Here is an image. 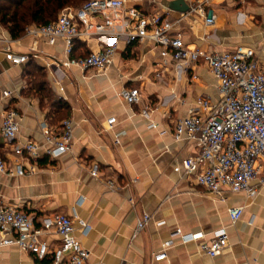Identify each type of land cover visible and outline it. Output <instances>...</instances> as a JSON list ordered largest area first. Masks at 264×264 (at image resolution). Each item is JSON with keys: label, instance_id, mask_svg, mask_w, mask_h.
Returning a JSON list of instances; mask_svg holds the SVG:
<instances>
[{"label": "crops", "instance_id": "0c3cea01", "mask_svg": "<svg viewBox=\"0 0 264 264\" xmlns=\"http://www.w3.org/2000/svg\"><path fill=\"white\" fill-rule=\"evenodd\" d=\"M154 1L127 0L129 6L159 14L171 23L182 18L183 14L166 7L172 0ZM186 1L192 5L197 0ZM241 11L248 17L246 27L239 25L245 19ZM208 14L219 17L221 23L209 29L190 16L173 34L181 33L190 49L250 48L264 62V0H212ZM6 46L28 55L29 62L12 66L3 53ZM101 47L98 40L76 41L72 57L86 58ZM53 60H69L63 41L51 46L26 35L13 40L0 27V127L3 112L14 109L20 117V142L38 143L44 153L48 149L45 133L60 135L64 122L73 123L70 153L56 160L44 154L40 161L31 162L37 168L34 175H0L1 203L28 214L36 226L57 214L84 220L92 230L84 236L76 225V237L90 253L89 264H264V189L255 199L227 194L222 202L193 177L174 172L178 163L198 153L196 143L175 141L176 122L200 114V99H220L218 82L208 65L201 62L185 68L170 61L163 71L158 48L125 42L119 43L105 74L76 67L57 71ZM34 67L46 76L53 101L41 97L36 72L31 71ZM123 89H138L142 104L127 105L121 99ZM5 91L12 93L9 100L2 99ZM144 108L150 120L141 116ZM111 118L117 121L112 127L108 125ZM151 124L157 128L150 129ZM118 134L120 144L115 143ZM0 154L14 167L15 157L1 136ZM95 167L97 177L91 174ZM239 206H245L243 217L231 226L228 210ZM144 214L151 222L135 237ZM223 228L228 230L230 247L215 259L200 253L198 244L183 245L174 235L181 230L185 235L203 234L211 241ZM170 239L174 244L167 260L156 262L155 256ZM42 240L51 251L61 242L55 233ZM44 262L17 247H0V264Z\"/></svg>", "mask_w": 264, "mask_h": 264}, {"label": "built area", "instance_id": "2783aa9c", "mask_svg": "<svg viewBox=\"0 0 264 264\" xmlns=\"http://www.w3.org/2000/svg\"><path fill=\"white\" fill-rule=\"evenodd\" d=\"M154 2V0H148ZM212 0H197L189 5L190 11L176 23L166 21L159 14H150L136 6H129L127 0H89L83 7L67 9L57 21L47 26H31L25 35L43 40L53 46L58 41L66 44L69 60H53L57 71L73 67L83 72L92 70L105 74L120 42L151 44L160 50L161 68L166 71L170 61L185 68L198 63L208 65L218 82L220 99L213 102L203 98L198 101L200 114L179 119L175 125L174 139L177 142L190 141L198 146V153L182 160L174 168L176 174L193 177L197 185L224 202L227 194H243L255 199L264 189V62L257 58L250 48L233 52L190 49L184 43L181 33L173 34L177 26L190 16L201 19L209 29L221 23L216 15H209ZM98 40L101 50L92 52L86 58L72 57L76 41ZM6 44L9 42L5 40ZM5 59L12 66L29 62V56L14 53L10 47L3 49ZM162 78L161 74L157 75ZM64 92V88L60 87ZM12 93H2L3 100H9ZM121 99L129 106H140L142 98L138 89H123ZM66 100V98H63ZM141 116L150 120V112L144 108ZM116 119L108 120L112 127ZM155 124L150 129H155ZM20 117L14 109L2 114L0 136L15 157L10 168L0 154V175L25 177L37 173L31 162L40 161L44 154L56 160L72 151L73 123H63L60 135L45 133L48 149L43 153L41 145L35 142H20ZM120 134L115 143L120 144ZM28 163V165L26 164ZM97 177V167L92 171ZM113 190L114 185L110 183ZM245 206L228 210L231 226L237 225L243 217ZM151 217L144 214L138 220L135 237L150 224ZM76 225L82 234L88 236L91 227L78 217L71 218L57 214L43 219L36 226L32 218L19 209L0 202V247H17L21 252L34 256L37 261L50 264H89L90 253L76 237ZM161 223L159 226H162ZM55 233L60 245L50 250L42 237ZM175 236L183 245L196 243L199 252L215 259L230 247L228 230L223 228L213 235L211 241L203 234L185 235L176 230ZM173 240L164 243L163 250L155 256L156 262L167 260V251L173 247Z\"/></svg>", "mask_w": 264, "mask_h": 264}, {"label": "trees", "instance_id": "16d2710c", "mask_svg": "<svg viewBox=\"0 0 264 264\" xmlns=\"http://www.w3.org/2000/svg\"><path fill=\"white\" fill-rule=\"evenodd\" d=\"M89 0H0V27L4 28L13 40L23 37L26 29L31 26H47L57 21L60 14L67 9H79ZM34 72L39 75L42 70L34 67ZM30 74V73H29ZM45 75H41L40 81H35L41 97L52 99V94L46 89ZM64 109L67 106L59 102ZM42 264H49L44 262Z\"/></svg>", "mask_w": 264, "mask_h": 264}, {"label": "water", "instance_id": "95a60500", "mask_svg": "<svg viewBox=\"0 0 264 264\" xmlns=\"http://www.w3.org/2000/svg\"><path fill=\"white\" fill-rule=\"evenodd\" d=\"M166 7L179 14H186L190 11V6L186 0H172L171 2L167 3Z\"/></svg>", "mask_w": 264, "mask_h": 264}, {"label": "rangeland", "instance_id": "374dc122", "mask_svg": "<svg viewBox=\"0 0 264 264\" xmlns=\"http://www.w3.org/2000/svg\"><path fill=\"white\" fill-rule=\"evenodd\" d=\"M241 13L245 16L246 14H245V12H243V11H241ZM248 17L247 16H245V19L239 24V25H241V26H247L248 24ZM31 71H34V70H31ZM41 75H43V74H41ZM41 75H39L38 73H35V78H34V80L35 81H40V80H42L40 77H41ZM33 78V77H32ZM31 77H30V79H32Z\"/></svg>", "mask_w": 264, "mask_h": 264}]
</instances>
